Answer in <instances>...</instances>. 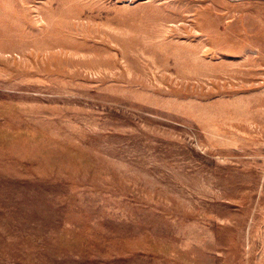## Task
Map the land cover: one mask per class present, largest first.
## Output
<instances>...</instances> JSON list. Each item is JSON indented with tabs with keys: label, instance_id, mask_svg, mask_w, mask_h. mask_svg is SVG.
<instances>
[{
	"label": "rangeland",
	"instance_id": "rangeland-1",
	"mask_svg": "<svg viewBox=\"0 0 264 264\" xmlns=\"http://www.w3.org/2000/svg\"><path fill=\"white\" fill-rule=\"evenodd\" d=\"M0 264H264V0H0Z\"/></svg>",
	"mask_w": 264,
	"mask_h": 264
}]
</instances>
